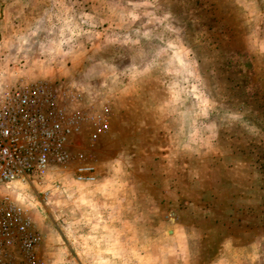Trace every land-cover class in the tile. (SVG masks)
<instances>
[{
	"label": "rangeland",
	"instance_id": "obj_1",
	"mask_svg": "<svg viewBox=\"0 0 264 264\" xmlns=\"http://www.w3.org/2000/svg\"><path fill=\"white\" fill-rule=\"evenodd\" d=\"M7 40L0 82L111 109L95 184L15 193L34 264H264V0H0Z\"/></svg>",
	"mask_w": 264,
	"mask_h": 264
},
{
	"label": "built area",
	"instance_id": "obj_2",
	"mask_svg": "<svg viewBox=\"0 0 264 264\" xmlns=\"http://www.w3.org/2000/svg\"><path fill=\"white\" fill-rule=\"evenodd\" d=\"M57 96L42 81L0 82L1 264L13 249L29 264L36 262L40 235L32 207L17 200L18 190L31 188L46 198L60 188L56 177H68L78 187L98 181L80 139L85 133L84 139L92 145L105 134L111 109L107 104L98 109H70Z\"/></svg>",
	"mask_w": 264,
	"mask_h": 264
},
{
	"label": "crops",
	"instance_id": "obj_3",
	"mask_svg": "<svg viewBox=\"0 0 264 264\" xmlns=\"http://www.w3.org/2000/svg\"><path fill=\"white\" fill-rule=\"evenodd\" d=\"M37 10H34L33 9V13H35ZM40 11H37V13H39ZM32 13V14H33ZM104 20L105 21H107V22H109V23H113L112 21V19H111V15H105V18H104ZM19 33H22V32H19ZM22 34H24V33H22ZM11 37H16V36H13V34H12V31H8L7 32V34H6V38H9L10 40H11ZM24 36H22V37H18V39H17V41H23L24 40V38H23ZM27 39H28V37H26ZM8 41V40H7ZM16 41V42H17ZM11 43H9V41H8V44H5V46L4 45H1L0 46V64H5V63H8L9 61L11 62V61H14V58H16L17 59V51L19 50V49H24L26 46H24V45H18L17 43H16V47H12V46H14L15 44H11ZM5 48L7 49V50H10V51H8V52H6V50H5ZM11 51H13V52H11ZM14 53V54H13ZM11 54H12V56H11ZM18 58H19V61H21V60H24V59H26V57L25 56H18ZM45 59V58H44ZM36 60H40L39 58H36ZM26 62V61H25Z\"/></svg>",
	"mask_w": 264,
	"mask_h": 264
}]
</instances>
